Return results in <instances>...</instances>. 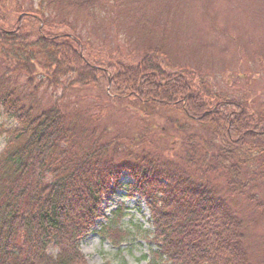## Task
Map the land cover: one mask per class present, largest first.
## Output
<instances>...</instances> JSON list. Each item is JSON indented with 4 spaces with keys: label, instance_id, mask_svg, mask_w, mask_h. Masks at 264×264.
I'll return each mask as SVG.
<instances>
[{
    "label": "trees",
    "instance_id": "obj_1",
    "mask_svg": "<svg viewBox=\"0 0 264 264\" xmlns=\"http://www.w3.org/2000/svg\"><path fill=\"white\" fill-rule=\"evenodd\" d=\"M55 1L37 0L32 10L24 1L0 0V23L4 10L20 14L12 27H0V117L11 120L0 123V264H88L80 241L108 218L104 203L122 176L149 211L154 261L252 264L230 198L264 211V106L219 95L190 71L169 70L156 52L134 62L103 60L72 35L47 29L42 4ZM30 15L37 27L25 26ZM69 72L83 83L106 72L107 97L147 117L179 112L182 121L164 116L180 135L177 149L166 147L162 127L143 124L123 136L88 111L56 102L39 107L24 94ZM122 215L120 206L100 231L114 245Z\"/></svg>",
    "mask_w": 264,
    "mask_h": 264
},
{
    "label": "rangeland",
    "instance_id": "obj_2",
    "mask_svg": "<svg viewBox=\"0 0 264 264\" xmlns=\"http://www.w3.org/2000/svg\"><path fill=\"white\" fill-rule=\"evenodd\" d=\"M19 1H24V9L38 5L37 0ZM67 1L42 4L47 29L72 35L103 60L112 56L134 62L156 52L169 70L190 71L219 95L244 99L256 108L264 106V0H93L81 9L65 6ZM2 14L0 27H12L20 18L11 9ZM23 20L26 27L38 26L32 15ZM104 74L97 72L93 82L83 83L84 77L69 72L56 84L40 81L33 94L32 87H26L24 94L39 107L56 102L62 108L88 111L100 126L123 136L143 124L162 127L169 135L166 147L177 149L180 135L168 129L172 126L164 116L182 121V115L170 111L147 117L123 100L108 98ZM2 122L8 125L11 120L0 117ZM3 146L0 136V150ZM130 180L122 176V186L104 203L108 218L123 208L117 223L121 240L114 245L100 233L103 225H110L108 218L97 220L80 241L88 264H159L152 259L155 245L149 211L142 199L127 191ZM230 200L243 220L252 264H264V211L243 197Z\"/></svg>",
    "mask_w": 264,
    "mask_h": 264
}]
</instances>
